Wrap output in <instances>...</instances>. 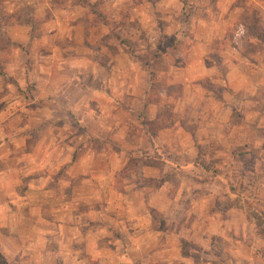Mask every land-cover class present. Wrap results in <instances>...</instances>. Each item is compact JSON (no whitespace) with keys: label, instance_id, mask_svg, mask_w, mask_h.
I'll list each match as a JSON object with an SVG mask.
<instances>
[{"label":"crops","instance_id":"obj_1","mask_svg":"<svg viewBox=\"0 0 264 264\" xmlns=\"http://www.w3.org/2000/svg\"><path fill=\"white\" fill-rule=\"evenodd\" d=\"M68 1L41 24L58 28L45 34L52 41L37 59L32 97L5 99L0 109V257L21 264H214L205 259L208 240L222 225L212 203L230 195L202 194L218 174L197 161L200 139L243 131L246 147L263 150L264 45L244 37L239 49L219 37L237 0H197L202 17L187 23L177 19L184 0ZM255 4L264 14V0ZM40 8L57 9L45 2ZM215 41L227 43L223 52L212 49ZM3 67L4 74L11 69ZM201 80L226 88L216 99L230 112L226 119L206 126L200 117L164 114ZM11 102L23 106L7 113ZM239 111L252 117L231 121ZM188 118L193 130L181 127Z\"/></svg>","mask_w":264,"mask_h":264},{"label":"rangeland","instance_id":"obj_2","mask_svg":"<svg viewBox=\"0 0 264 264\" xmlns=\"http://www.w3.org/2000/svg\"><path fill=\"white\" fill-rule=\"evenodd\" d=\"M62 1L0 0V109L3 107L5 99L19 96L27 102L32 97L31 88L36 78L37 59L41 57L40 52L46 53L49 51L47 45H51L52 41V38H47L46 35L58 28V26L45 27L41 24L45 19L52 16L53 11L56 12L60 8L59 3ZM67 1L64 0V2ZM70 1L72 0H69L68 3ZM213 1L205 0L206 6L211 5ZM44 2L50 4V6H55L57 9L40 8ZM78 2L89 4L85 0H78ZM255 3H257V0H237V6L234 4L226 10L223 16L225 21L221 22L229 21L231 25L229 23L225 26L221 23L219 37L225 35L226 40H229L232 47L239 49L246 47L243 28L240 26L239 20L243 15V10H240L241 7L247 13L252 12V10L255 11L260 15L261 21H264V14ZM199 4L200 2L197 0L182 1L180 14L177 17L179 23H187V20L193 15L201 18L203 6ZM244 5H249L250 9L245 8ZM210 10H206L207 13L215 12L211 8ZM57 13L60 16L58 11ZM163 15V10L161 12L157 11L156 20L161 23L164 18ZM212 16L215 17V14H212ZM92 19L102 22L100 14L93 15ZM174 24H176V21ZM226 28L228 29L227 34L223 31ZM139 35L143 36L144 34L140 33ZM176 39L178 41V38ZM57 41L56 39V43ZM170 44L175 46L177 43L173 40ZM225 44L227 43L215 41L212 43V49L223 52ZM3 51H6L5 55L2 54ZM228 59L233 61L230 57ZM145 60V58L142 59V61ZM5 62L11 68L6 74H4L3 67ZM245 62L247 63L246 67H250V64H252L248 59ZM242 67L245 68L244 62ZM23 81L25 85L22 84ZM5 84L11 86L12 89L8 91L7 87H3ZM17 84L21 85L18 86ZM186 89L180 95V104L177 103L176 99L174 100V97V103L171 104L172 108L170 106L167 108L165 105L164 114L166 112L167 114L186 115L187 117H200L201 122L204 121L206 126L216 125V122L211 120L213 117L226 119L230 115V112L224 109L216 100L227 94L226 88L221 85H218L217 88L213 84L211 85L209 80H201L198 86L189 85ZM175 94L179 93L177 91L172 93L173 96ZM225 99H228V96ZM20 105L23 106V103L14 104L11 102L7 113L17 112ZM240 114L241 111L233 114L232 119L230 118L231 121L236 118L238 124H241L240 116L235 117V115ZM241 115L245 118L243 113ZM260 116L264 123V111L263 113L261 111ZM250 117L252 115L247 118L250 119ZM188 119V127L193 130L190 118ZM222 124L220 125L224 129H228L227 122ZM217 126H219L218 122ZM235 133V137H227L228 134H226V137L215 138V140L208 136L200 139L202 148L199 149L197 161L218 174V178H216L217 175H212L215 178L211 179V183L202 187V194L213 192L217 195L219 193L230 195V198H227V196L225 198L219 197L216 202L212 203L213 211L218 210L220 212L219 220H221L222 229L219 233L220 236L208 240L211 250L208 252L209 257H205V259H210L214 264H264V144L261 151H258V148H248L246 144L244 145L245 142L242 141L246 140L243 136L246 133L243 131H235ZM262 133L264 134V130H262ZM231 142L234 144L237 142L242 143L246 149L230 146ZM221 143L225 146V149H221V152H214V149H219ZM219 177L224 179V187ZM11 253L12 251H10ZM10 257L1 256L0 264H21V260H18L16 256Z\"/></svg>","mask_w":264,"mask_h":264},{"label":"trees","instance_id":"obj_3","mask_svg":"<svg viewBox=\"0 0 264 264\" xmlns=\"http://www.w3.org/2000/svg\"><path fill=\"white\" fill-rule=\"evenodd\" d=\"M243 15L240 20V25L243 28V34L246 39L251 38L259 41L262 45H264V23L261 22L259 15L252 11L247 13L243 10ZM223 43V41H220ZM181 127L184 130H190L184 123H181ZM204 171L208 174H214L213 171L204 167ZM246 213V212H245Z\"/></svg>","mask_w":264,"mask_h":264}]
</instances>
